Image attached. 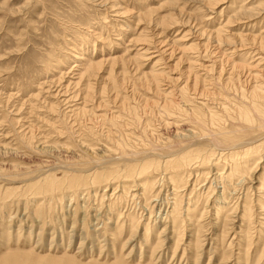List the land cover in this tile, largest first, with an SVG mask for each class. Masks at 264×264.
Instances as JSON below:
<instances>
[{
    "label": "rangeland",
    "instance_id": "374dc122",
    "mask_svg": "<svg viewBox=\"0 0 264 264\" xmlns=\"http://www.w3.org/2000/svg\"><path fill=\"white\" fill-rule=\"evenodd\" d=\"M217 1L0 0V264H264V232L254 225L247 246L233 210L255 205L264 149L260 160L218 157L211 174L201 159L183 166L188 151L209 150L191 110L227 125L221 104L243 107L264 86V0ZM150 161L161 166L133 169ZM255 163L248 183L221 176Z\"/></svg>",
    "mask_w": 264,
    "mask_h": 264
},
{
    "label": "bare ground",
    "instance_id": "6f19581e",
    "mask_svg": "<svg viewBox=\"0 0 264 264\" xmlns=\"http://www.w3.org/2000/svg\"><path fill=\"white\" fill-rule=\"evenodd\" d=\"M204 1V3H205V5H208V6H212V5H215L216 6V3L218 2L217 0H203ZM218 4V3H217ZM220 4V3H219ZM262 6V5H261ZM205 7H207V6H205ZM252 7V6H251ZM212 8V7H211ZM254 9V8H253ZM247 10V9H246ZM251 11V10H250ZM254 11V10H253ZM247 12H248V16H251L250 14V12H249V10H247ZM256 11H254V15L255 14H257V13H255ZM253 15V16H254ZM235 16H236V14H235ZM234 16V17H235ZM172 17V16H171ZM239 17V16H238ZM167 19V18H166ZM236 19V18H235ZM244 19V18H243ZM150 20V19H149ZM169 20H170V18H169ZM168 20V21H169ZM173 20V19H172ZM232 19H230L229 18V21H231ZM240 21V20H239ZM166 22H167V20H166ZM228 22V21H227ZM232 22V21H231ZM238 22V21H237ZM247 22V21H246ZM229 24V23H228ZM232 24V23H231ZM227 26V25H226ZM224 27V26H223ZM221 29V28H220ZM224 30V29H223ZM218 31H220V30H218ZM222 31V30H221ZM217 34H218V32H217ZM216 34V35H217ZM219 35V34H218ZM222 35V32H221V34L219 35V38H222L223 36H221ZM240 37V36H239ZM252 37V36H251ZM217 38H218V36H217ZM223 39V38H222ZM225 39V41H226V39L227 38H224ZM223 39V40H224ZM245 39V38H244ZM145 40V39H144ZM209 40V39H208ZM232 40V39H231ZM240 40V39H239ZM220 41H221V39H220ZM225 41H223V42H225ZM228 41H230L229 39H227V43H228ZM251 41V40H250ZM217 42H218V40H217ZM222 43V42H221ZM226 43V42H225ZM226 43V44H227ZM230 43V42H229ZM237 43V42H236ZM243 43V42H242ZM255 43H257V42H255ZM250 44H252V43H250ZM228 45V44H227ZM236 45V44H235ZM245 45V44H244ZM243 45V46H244ZM252 46V45H251ZM228 47H230L229 45H228ZM236 47V46H235ZM215 48V47H214ZM235 49V48H234ZM240 49V48H239ZM238 49V50H239ZM252 50V49H251ZM258 50V49H257ZM246 52V51H245ZM145 55V54H144ZM137 57V56H136ZM142 57V56H141ZM153 57V56H152ZM260 57V56H259ZM150 59H151V57H150ZM261 59V58H260ZM138 60V59H137ZM260 61H263V60H260ZM216 64V63H215ZM240 65H241V63H240ZM242 65H243V63H242ZM99 65H93V63H90V65L89 66H87L88 68L86 69V71H88V73L89 72H91V71H93V70H95L96 69V67H98ZM236 66V65H235ZM201 67V66H200ZM202 67H204V66H202ZM201 67V68H202ZM205 68V67H204ZM203 68V69H204ZM241 68V67H240ZM232 69H234V66L232 67ZM236 69V68H235ZM238 69V68H237ZM243 69V68H242ZM98 70V69H97ZM190 70H192V68H191V66H190ZM205 70H206V68H205ZM201 71V70H200ZM204 71V70H203ZM234 71V70H233ZM156 72V71H155ZM155 72H151L150 74H149V76H148V78H149V80H151L152 82H156L157 83V81H158V77H157V74H155ZM190 72V71H189ZM188 72V73H189ZM232 72V71H231ZM85 73V72H84ZM95 73V72H94ZM191 73V72H190ZM93 74V73H92ZM89 75H91V74H89ZM255 75V74H254ZM195 78H196V76H194ZM146 78V77H145ZM220 78V77H219ZM219 78H217V80L219 79ZM221 78H222V75H221ZM220 78V79H221ZM161 79V78H160ZM169 79V78H168ZM197 79H199L198 77H197ZM201 79V78H200ZM143 81H144V79H142ZM174 80V79H173ZM186 80V79H185ZM196 80V79H195ZM230 80V79H229ZM174 81H176V79L174 80ZM189 81V80H188ZM197 81V80H196ZM196 81H193L194 83H196ZM223 81V80H222ZM145 82V81H144ZM171 82H172V80H171ZM199 82V81H198ZM229 82V81H228ZM159 83H160V81H159ZM185 83H189V82H187V80L185 81ZM221 82H219V84H220ZM262 83V82H261ZM197 84V83H196ZM148 85V84H147ZM157 86H158V84H156ZM155 85V86H156ZM188 85V84H187ZM149 86V85H148ZM185 86V85H184ZM190 86V85H189ZM188 86V87H189ZM196 86H198V84L196 85ZM151 87V86H150ZM193 87V86H192ZM194 87H195V85H194ZM248 87V86H247ZM246 87V88H247ZM250 87V86H249ZM158 88V87H157ZM180 88V87H179ZM197 88V87H196ZM195 88V89H196ZM176 89V88H175ZM190 90H191V88H189ZM90 90V89H89ZM198 90V89H197ZM202 90V89H201ZM246 90V89H245ZM189 90L187 89V92H188ZM194 91H196V90H194ZM199 91V90H198ZM198 91H196V92H198ZM206 91V90H205ZM205 91H203V92H205ZM244 91V90H243ZM89 92V91H88ZM200 92V91H199ZM236 92V91H235ZM160 93V92H159ZM180 93H181V95H184L185 94V88H183V89H181V91H180ZM193 93V92H192ZM208 93V92H207ZM214 93V92H213ZM171 94V93H170ZM199 94H201V93H199ZM221 94V93H220ZM244 95L242 96V95H240V96H242V97H244L245 96V93H243ZM175 95V94H174ZM188 95H189V93H188ZM197 95V94H196ZM222 95V94H221ZM247 95H248V93H247ZM173 96V95H172ZM172 96H170L169 95V97L171 98ZM185 96V95H184ZM191 96H192V94H191ZM203 96V95H202ZM202 96H201V98H202ZM205 96H206V94H205ZM210 96V95H209ZM212 96V95H211ZM239 96V97H240ZM177 97H180V96H177ZM188 97V96H187ZM207 97V96H206ZM214 97V96H213ZM238 97V98H239ZM173 98V97H172ZM181 98V97H180ZM182 98H183V96H182ZM194 98V97H193ZM198 98V97H197ZM217 98H219V96L217 97ZM241 98V97H240ZM245 99H247V100H245V102L244 103H242L243 104V107H232L229 103H227V101L226 100H224L223 101V99H222V101L223 102H225L226 101V103H222L221 104V101H220V104H221V110H222V113H224V115H226L227 117H225V118H228V120L229 121H227V125H224V124H221V121L222 120H224V119H222L219 115H216V113H214V112H212L213 111V109L211 110L210 109V111L208 110V111H206L207 109H204L205 110V114H207V117L210 119V122H211V126L210 127H206V120H208V119H202V118H206V116H204V117H201V118H198L197 116H196V113H195V110L194 111H192L191 110V113H190V117H188L190 120H195L196 121V123H199L200 125H198V126H200L199 127V129H196V133H194L192 136H197L198 138H200V139H203V140H205V142H206V147H209L208 149L209 150H205V153H204V155H202V153L201 154H199V152H200V149H195V150H190V151H188L190 154H187V157H185V159L183 160V162H184V164H183V166H186V167H188V168H191V167H194V165H195V161L196 162H198V159H201V161L199 162L200 164L199 165H201V166H204V163H208L207 165H205V166H211V168H208V169H210V173H207V174H211L212 173V170H213V168H215V167H217V165L218 164H220L221 162L218 160L219 158H223V159H225V160H227V159H230L231 157H234V156H237V157H245V159H247V161L246 162H248V161H252L254 158H259L258 160H260L261 158H262V156L260 155V156H258V154H260V152H261V150H263L264 149V111L261 109V107L262 106H264V86H260V83H259V85H257V86H254V88H253V90L251 91V93H250V96L249 97H247L246 98V96L244 97ZM167 99V98H166ZM179 99V98H178ZM195 99V98H194ZM200 99V98H199ZM204 99V98H203ZM202 99V100H203ZM214 99V98H213ZM242 99V98H241ZM174 100L175 99H173V100H170L169 101V103L168 104H171V107L173 108L172 110H174L175 111V108H178V105L177 104H175V102H174ZM189 100H191V99H189ZM196 100V99H195ZM201 100V101H202ZM208 100V99H207ZM219 100H221V98L219 99ZM228 100V99H227ZM237 100V99H236ZM192 101V100H191ZM198 101V100H197ZM201 101H200V103H201ZM204 101H206V100H204ZM243 101V100H242ZM148 102V101H147ZM179 102H181V101H179ZM184 102V101H183ZM200 103H198V105L200 106V107H202V106H205L206 105V107H207V103L206 104H200ZM202 103H204V102H202ZM215 103V102H214ZM231 103V102H230ZM241 103V102H240ZM167 104V105H168ZM192 104V103H191ZM194 104H195V102H194ZM232 104V103H231ZM125 105V104H124ZM165 105V104H164ZM182 105H184V104H182ZM188 105V104H187ZM190 105V104H189ZM217 105V104H216ZM226 105H228L227 107H225ZM160 106V105H159ZM170 106V105H169ZM168 106V107H169ZM199 106H197V107H199ZM218 106V105H217ZM164 107V106H163ZM199 107V108H200ZM212 108V107H211ZM218 108V107H217ZM165 109H166V107H165ZM165 109H164V111H165ZM168 109V108H167ZM183 109V108H182ZM191 108H189L188 110H187V108H186V110L187 111H189ZM196 109V108H195ZM219 109V108H218ZM233 110V111H231L230 112V110ZM162 110H163V108H162ZM171 110V111H172ZM168 111H169V109H168ZM177 111H178V109H177ZM180 111H182L181 109H180ZM200 111V110H199ZM198 111V112H199ZM84 112V111H83ZM166 112H167V110H166ZM176 112V111H175ZM175 112H174V114H175ZM183 112V111H182ZM181 112V113H182ZM190 112V111H189ZM170 113V112H169ZM219 113V112H218ZM221 113V112H220ZM219 113V114H220ZM172 115H173V112L171 113ZM177 114V113H176ZM186 114V113H185ZM200 115V114H199ZM177 116V115H176ZM187 116V115H186ZM189 116V115H188ZM222 116V115H221ZM172 117V116H171ZM223 117V116H222ZM169 118H170V115H169ZM187 118V117H186ZM168 119V118H167ZM166 121V120H165ZM170 121V120H169ZM189 121V120H188ZM192 121V122H193ZM198 121V122H197ZM206 122V123H205ZM166 123H168V122H166ZM190 124H192V123H190ZM189 124V125H190ZM168 125H171L170 123H168ZM167 125V126H168ZM179 125V124H178ZM172 126V125H171ZM208 126V125H207ZM169 127V126H168ZM181 127V126H180ZM191 130V129H190ZM193 131V130H192ZM191 133V132H190ZM181 134V133H180ZM180 136V135H179ZM183 136V135H182ZM184 136H186V135H184ZM184 136L182 137L183 139H184ZM189 136H190V134H189ZM193 138H195V137H193ZM197 138V139H198ZM259 138V140H257ZM186 139V138H185ZM181 140V139H180ZM193 140V139H192ZM195 140V139H194ZM185 141V140H184ZM188 141V140H187ZM250 142V143H249ZM195 143V142H194ZM193 143V144H194ZM197 143V142H196ZM189 146V145H188ZM190 146H191V144H190ZM248 146V147H247ZM183 147H185V146H182V148L180 147V149H183ZM201 147H203L204 149H206L205 148V146L204 145H202ZM189 148V147H188ZM223 149V150H221V151H226V153H225V155H222L220 152H217V150L218 149ZM179 149V150H180ZM187 149V148H186ZM185 149V150H186ZM193 149V148H192ZM202 151V150H201ZM145 152V151H144ZM176 152V151H175ZM175 152H173V153H175ZM180 152V151H179ZM204 152V151H203ZM178 153V152H177ZM184 153V152H183ZM258 153V154H257ZM179 154V153H178ZM254 154H257V155H254ZM180 155V154H179ZM185 155V154H184ZM202 155V156H201ZM262 155H263V153H262ZM160 156V155H159ZM257 156V157H256ZM219 157V158H218ZM205 158V159H204ZM227 158V159H226ZM236 159V158H235ZM149 160V159H148ZM256 160V159H255ZM257 160V161H258ZM222 161V160H221ZM234 161V160H233ZM245 161V160H244ZM254 161V160H253ZM225 162V161H224ZM222 163V164H225V163ZM228 162V161H227ZM242 162V161H241ZM240 162V163H241ZM256 162V161H255ZM169 163V162H168ZM193 163H194V165H193ZM182 164V163H181ZM228 164V163H227ZM258 163H255V165H254V167L253 168H250V166L248 165L247 166V164H246V166L244 167L242 164V166L244 167L242 170H240L239 168H241L240 167V165L238 164V168H236V167H234L233 165H232V167L230 166H227V167H225V168H228V173H227V171H225L224 173H222V177H225L224 179H226L227 181H232V179L234 178L236 181H238V183L240 184V183H243V184H245V182L246 183H248L247 181H248V179H249V177H251V174H252V172L254 173V171H256V168H258L257 165ZM133 165V164H132ZM168 165V164H167ZM193 165V166H192ZM138 166H143V168L144 167H148V168H151V169H155V168H158V166H159V164L157 163V162H155V161H150V162H147L146 164H138V165H136L133 169L134 170H136V167H138ZM161 166V165H160ZM159 166V167H160ZM164 166V165H163ZM132 168V167H131ZM196 168H198V170H199V168L200 167H197L196 166ZM150 169V170H151ZM127 170H128V168H127ZM131 170V169H130ZM158 170V169H157ZM201 170V169H200ZM223 170H224V168H223ZM185 171V170H184ZM188 171V170H187ZM191 171V170H190ZM222 171V170H221ZM179 173V171H173V173ZM217 172H219V171H217ZM172 173V172H171ZM177 173V174H178ZM146 174V173H145ZM150 175V174H149ZM148 175V176H149ZM189 175V174H188ZM204 175V174H203ZM216 175V174H215ZM220 175V174H219ZM147 177V176H146ZM221 177V178H222ZM149 178V177H148ZM193 178V177H192ZM178 183H177V186H176V189H181V186L182 185H186L184 182H183V180H182V177H178ZM189 179V178H188ZM174 180H176V178H174ZM211 180V179H210ZM223 180V179H222ZM221 180V181H222ZM253 180V179H252ZM255 180H256V178H255ZM162 180H160V182H161ZM171 182H177V181H173V180H170ZM186 181L187 182H189V180H187L186 179ZM208 181V180H207ZM228 182V183H229ZM257 182V181H256ZM153 183H156L155 181L153 182ZM190 183V182H189ZM197 183V182H196ZM211 184H213V183H215V178H213L212 179V181L210 182ZM232 183V182H231ZM251 183V182H250ZM157 184V183H156ZM192 185H193V183H191ZM211 184H209V187H208V189L211 187L210 185ZM230 184V183H229ZM228 184V185H229ZM158 185V184H157ZM220 185V184H219ZM252 185V184H251ZM151 186L153 187V184H151ZM150 186V187H151ZM160 186V185H159ZM199 186V185H198ZM138 187V186H137ZM151 187V188H152ZM155 187V186H154ZM154 187L152 188V189H154ZM217 187V186H216ZM219 187V186H218ZM220 187H222V186H220ZM143 188V187H142ZM198 188V187H197ZM232 188V187H231ZM139 189V188H138ZM224 189H226V187L225 188H221V193H220V195L218 196V203L217 204H215V206L216 207H219L220 205H221V200H223V196H224V194L225 193H227V192H225V190ZM252 189V188H251ZM184 190V189H183ZM247 190V189H246ZM143 191H145V189H143ZM232 191V190H231ZM239 191V190H238ZM245 191V190H244ZM254 191V190H253ZM146 192V191H145ZM160 190L157 192V193H155V195H153L154 196V199L152 200V204H154V205H156L157 204V206H158V208L159 207H161L162 206V203L161 202H163V200H161L162 198H160ZM185 192V191H184ZM201 192V191H200ZM235 192V191H234ZM137 193V192H136ZM173 193H174V191H173ZM162 194V193H161ZM228 194V193H227ZM255 194H256V198H257V200L254 202L255 203V205L254 206H251V205H248V204H246L244 201L242 202V205H240L239 207H238V203H237V205L235 206V208H233V210L236 212L237 211V209L238 208H240V211H241V216H240V219H241V224H239V226H243V228H244V226L246 227V230H245V232H242L241 231V233H240V237H241V239H242V241H244V242H246L247 243V246H249V245H252V243L253 242H251V240H252V238L250 237V234L249 233H251L250 231H252V230H254L255 231V228H254V225L256 226V227H259V229L258 230H256L255 232H259L258 234H259V236H262V234H263V232H264V166H263V168H262V173H261V176L259 177V180H258V185H257V188L255 189ZM233 195V194H232ZM195 196V195H194ZM236 196V195H235ZM239 196V195H238ZM212 197H213V194H212ZM231 197V196H230ZM209 198H211V196H209ZM239 198H240V196H239ZM142 199H143V197H142ZM148 199V198H147ZM172 199V198H171ZM170 200V199H169ZM175 200V199H174ZM192 200V199H191ZM242 200V199H241ZM255 200V199H254ZM150 201V200H149ZM148 201V202H149ZM217 201V200H216ZM220 201V202H219ZM262 201V202H261ZM141 202V201H140ZM190 202V201H189ZM234 202V201H233ZM238 202V201H237ZM161 203V204H160ZM170 203V202H169ZM190 203H192V202H190ZM176 203H175V201L173 202V208H172V210H175V207L177 206V205H175ZM194 204V203H193ZM199 204V203H198ZM227 204V203H226ZM233 204H235V203H233ZM205 205V204H204ZM207 205V204H206ZM213 206V205H212ZM234 206V205H233ZM215 207V208H216ZM170 208V207H169ZM207 208V207H206ZM139 209H141V208H139ZM162 209V208H161ZM164 209V208H163ZM223 209V208H222ZM253 209H255V211H253ZM166 210H167V208H166ZM218 210V209H217ZM203 211V210H202ZM229 211H231V210H229ZM217 212V211H216ZM220 212V211H219ZM233 212V211H232ZM183 213V212H182ZM205 213H208V211L207 212H205ZM228 213H230V212H228ZM237 213V212H236ZM223 214V213H222ZM234 215H235V213H234ZM259 215H261V216H263V218L261 219H258V216ZM172 216V215H171ZM206 216H208V215H206ZM214 216H216V218H217V222H218V215H214ZM169 218V217H168ZM210 218V217H209ZM229 218L230 217H224L223 218V225L221 226L222 227V234H225V233H227L230 229H228V228H226L228 225H227V223L229 222ZM233 218H235V217H233ZM254 218L255 219H258V220H256V221H254ZM239 219V218H238ZM239 219V220H240ZM154 220V219H153ZM166 220V219H165ZM234 220V219H233ZM258 221V222H257ZM199 222H200V220H199ZM197 223V222H196ZM238 223V222H237ZM194 224V223H193ZM199 224V223H198ZM218 224V223H217ZM229 224V223H228ZM194 225H196V224H194ZM200 225V224H199ZM219 225V224H218ZM205 226V225H204ZM220 226V225H219ZM195 227H197V226H195ZM229 227V226H228ZM205 228V227H204ZM237 228H239V227H237ZM197 229V228H196ZM200 229H201V226H200ZM136 230V229H135ZM197 230H199V229H197ZM193 231V230H192ZM194 235H195V233H194ZM233 235V234H232ZM237 235V234H236ZM220 236H221V240H222V238H223V236L220 234ZM220 238V237H219ZM197 239V238H196ZM201 239V238H200ZM179 240V239H178ZM223 241V240H222ZM260 241H261V239H260ZM239 242H240V240H239ZM195 243V242H194ZM258 243V242H257ZM196 244V243H195ZM201 245V244H200ZM196 246V245H195ZM227 246V245H226ZM228 246H230V243L228 244ZM197 247V246H196ZM264 247V246H263ZM195 248V247H194ZM263 249V248H262ZM195 250V249H194ZM197 250V249H196ZM246 251V250H245ZM263 251H264V249H263ZM263 251H261V255H262V252ZM197 252V251H196ZM248 253V252H247ZM264 257V256H263ZM199 259V258H198ZM225 259H226V257H225ZM224 259V260H225ZM222 261H223V258H222ZM227 261V260H226ZM225 262V261H224Z\"/></svg>",
    "mask_w": 264,
    "mask_h": 264
}]
</instances>
